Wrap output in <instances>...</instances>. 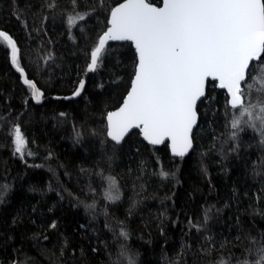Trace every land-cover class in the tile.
I'll return each instance as SVG.
<instances>
[{
	"label": "trees",
	"instance_id": "16d2710c",
	"mask_svg": "<svg viewBox=\"0 0 264 264\" xmlns=\"http://www.w3.org/2000/svg\"><path fill=\"white\" fill-rule=\"evenodd\" d=\"M120 1L54 0L49 8L53 0H0V30L42 92L34 103L0 39V264H128L121 245L135 264H255L264 246V137L242 123L232 138L240 111L215 82L208 81L197 106L193 148L183 158L136 131L120 144L106 136V115L130 86L135 50L107 43L96 70L86 68ZM93 8L68 24L69 16ZM258 63L264 53L247 73L255 87L242 84L245 103L264 97L252 80ZM82 78V93L64 99ZM15 125L32 155L13 154ZM109 177L119 199L106 198Z\"/></svg>",
	"mask_w": 264,
	"mask_h": 264
},
{
	"label": "snow or ice",
	"instance_id": "6c2138e0",
	"mask_svg": "<svg viewBox=\"0 0 264 264\" xmlns=\"http://www.w3.org/2000/svg\"><path fill=\"white\" fill-rule=\"evenodd\" d=\"M72 3L75 6L76 0ZM99 3L103 6V0ZM162 3V7H156L148 0H124L111 8L106 31L97 37L90 51L86 70L95 71L107 41H132L135 45L137 60L131 87L123 105L107 113L106 136L119 144L129 129L139 128L151 145H159L168 138L172 155L183 158L193 148L196 106L205 96V80L213 77L220 80L221 88L228 90L227 104L240 111L239 117L234 116L231 121L232 138L241 130L242 123L264 137V97L255 103H245V90L241 86L243 83L249 89L255 87L247 82L246 69H250V61L264 53V0H162ZM48 7H55L54 0ZM93 12L95 8L69 16L68 24L84 20ZM0 39L11 49V63L23 75L14 40L2 30ZM255 71L252 80L261 85L257 92L264 94V63H258ZM23 82L32 89V98L39 102L42 93L35 83L27 78ZM83 87L81 80L73 95H79ZM245 116L247 119H243ZM13 143L14 155L23 158L25 154H33L27 151L26 138L19 125L13 128ZM159 175L166 178L169 173L161 169ZM107 179L106 198L119 199L112 193L115 179ZM94 206L85 205L86 208ZM51 227H56L55 222ZM119 235L125 240L128 236L123 230ZM256 251L255 264H264V246ZM119 255L128 264H135L124 245L120 246ZM218 264L226 262L221 259Z\"/></svg>",
	"mask_w": 264,
	"mask_h": 264
},
{
	"label": "water",
	"instance_id": "95a60500",
	"mask_svg": "<svg viewBox=\"0 0 264 264\" xmlns=\"http://www.w3.org/2000/svg\"><path fill=\"white\" fill-rule=\"evenodd\" d=\"M124 2V0H122V1H120L119 3H117V4H115L113 7H116V6H118L120 3H123ZM150 3V2H149ZM153 6H156V7H162L163 6V3H162V0H161V2H160V4L159 5H156V4H154V3H151ZM112 7V8H113ZM105 31H106V29H105ZM111 42H128V43H131V45H132V47L134 48V50H135V45H134V43L132 42V41H120V40H109V41H107L106 42V44L107 43H111ZM106 46V45H105ZM10 49V48H9ZM9 58H10V63H11V49H10V55H9ZM259 58V57H258ZM258 58H255L254 60H252V61H250V67H251V65L255 62V61H257L258 60ZM136 60H137V58H136ZM90 62V61H89ZM11 65H12V67L14 68V70L20 75V79H21V81L23 82L24 81V78H27V76H26V73L23 71V75L21 74V72H19V71H17V68H16V66H14L12 63H11ZM87 69V68H86ZM248 71H249V69H246V78H247V73H248ZM89 72H91V71H87V73H89ZM133 77H134V73H133V76H132V78H131V81H132V79H133ZM28 79V78H27ZM29 80V79H28ZM81 80H83L84 81V84H85V78H82ZM31 81H33V80H31ZM131 81H130V86H129V88H128V90H127V92L130 90V87H131ZM208 81H212V82H215V85H216V87L218 88V89H220V90H223L224 91V93H225V95H226V97H227V100L228 99H230V96L228 95V90L226 89V88H221L220 87V80L219 79H215V78H213V77H207L206 78V80H205V94H206V87H207V83H208ZM34 82V81H33ZM24 83V82H23ZM243 84V83H242ZM36 85V84H35ZM79 85H80V83L78 84V86H77V88L79 87ZM242 86V85H241ZM37 87V86H36ZM38 88V87H37ZM76 88V89H77ZM82 91H83V89L81 90V92H80V94L82 93ZM41 92V91H40ZM74 92H76V90L74 91ZM73 92V93H74ZM127 92H126V94H125V96H124V98H123V100H122V102H121V104L118 106V107H116L115 109H113V110H111L110 112H113V111H116V110H118L122 105H123V102H124V99H125V97H126V95H127ZM31 93H32V90H31ZM42 93V92H41ZM73 93L71 94V95H69V96H66V97H64V99H74V98H77L79 95H73ZM31 97H32V95H31ZM205 97V96H204ZM204 97H202L200 100H202ZM33 99V98H32ZM41 100H42V97H41V99H40V101L39 102H37L36 100H34L33 99V102L34 103H36V104H39L40 102H41ZM200 100H198V102H197V106H198V104H199V102H200ZM197 106H196V111H197ZM230 106V105H229ZM231 107V106H230ZM107 116V115H106ZM198 119H199V116H198V113H197V124H198ZM106 124H107V121H106ZM197 126V125H196ZM196 126H194V129H195V127ZM194 129H193V131H194ZM134 131H136V132H138L139 134H140V137H141V139L144 141V142H146V143H148V144H150L148 141H146L145 139H144V137H143V135H142V133H141V131H140V129L139 128H133V129H129V131H128V133H126L125 134V136H124V138L122 139V141L130 134V133H132V132H134ZM110 140H111V138L110 137H108ZM112 141V140H111ZM121 141V142H122ZM112 142H114V141H112ZM115 143V142H114ZM117 144V143H116ZM120 144V143H119ZM163 144H166L167 145V149H168V151H169V154L171 155V156H173L172 155V153H171V151H170V144H171V141L168 139V138H165V140L161 143V144H159V145H153V146H162ZM151 145V144H150ZM191 150V149H190ZM189 150V151H190ZM189 153V152H188ZM187 153V154H188ZM186 154V155H187ZM185 155V156H186ZM174 157V156H173Z\"/></svg>",
	"mask_w": 264,
	"mask_h": 264
},
{
	"label": "rangeland",
	"instance_id": "374dc122",
	"mask_svg": "<svg viewBox=\"0 0 264 264\" xmlns=\"http://www.w3.org/2000/svg\"><path fill=\"white\" fill-rule=\"evenodd\" d=\"M247 90H250L249 88H247ZM19 155V154H18ZM20 156V155H19ZM21 157V156H20Z\"/></svg>",
	"mask_w": 264,
	"mask_h": 264
}]
</instances>
